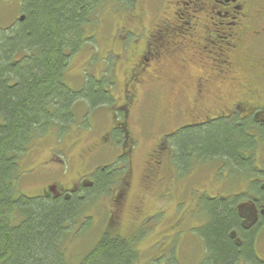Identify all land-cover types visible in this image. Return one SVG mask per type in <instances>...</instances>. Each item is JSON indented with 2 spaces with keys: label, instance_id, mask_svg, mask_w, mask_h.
Segmentation results:
<instances>
[{
  "label": "rangeland",
  "instance_id": "1",
  "mask_svg": "<svg viewBox=\"0 0 264 264\" xmlns=\"http://www.w3.org/2000/svg\"><path fill=\"white\" fill-rule=\"evenodd\" d=\"M189 3L135 0L132 7L123 11L118 7L113 9L112 3L105 5L94 25L84 33L81 48L71 57L65 85L76 90L83 84L85 75L95 80L103 77L107 80L110 103L92 110L87 115V126H83V113L78 111L76 124L66 138L56 144L54 134L43 137L19 166V194L35 197L46 193L50 187L54 191L67 190L82 179L87 182L97 169L115 165L117 172L112 184L92 201L85 213L88 217L85 225L68 247L67 254L74 261L95 244L107 226L108 217L116 212L111 203L112 193L123 181L128 186L124 187L115 231L128 240L134 235L136 249L140 252L134 264H204L208 253L198 235L208 217L201 212L197 197H230L245 190L244 175L231 180L215 178L218 160L196 164L189 173L184 166L181 175L166 156L164 162L156 166V162H160L155 147L159 138L166 139L172 130L190 121L184 116L176 118L175 114L166 116L162 113L166 106L168 113L172 110L174 94L190 92L188 82L198 72L186 64L190 52L181 48V43H187L190 25L185 23L192 26L196 21H202L210 15V9ZM20 6L21 0H0V35L15 20L23 19L19 17ZM216 8L219 12L223 10ZM164 29L167 32H159ZM158 37L160 51L165 53L176 46V55L165 56L159 64L150 62V68L141 72L135 67L138 55L146 43L153 44ZM135 77L138 81L132 80ZM172 81L175 83L173 95H167L165 101V90ZM127 94L135 96L132 106L127 108L126 121L130 140L134 143L125 145L122 141L112 142L111 132L117 128V120L124 121L123 106L127 104ZM210 100L216 107L220 102L219 97L211 96ZM255 155L264 161V147H257ZM193 163L189 158L186 165ZM232 233H235L234 229L229 232L232 239L242 237L238 232L235 236ZM257 233H260L255 243L258 254L264 256V229Z\"/></svg>",
  "mask_w": 264,
  "mask_h": 264
},
{
  "label": "trees",
  "instance_id": "2",
  "mask_svg": "<svg viewBox=\"0 0 264 264\" xmlns=\"http://www.w3.org/2000/svg\"><path fill=\"white\" fill-rule=\"evenodd\" d=\"M134 1L21 0L19 17L23 19L2 31L0 264H134L139 258L134 235L130 240L121 236L110 217L95 244L77 261L67 254L85 225V213L92 201L112 184L115 165L90 174L93 185L82 188L80 196L74 193L67 198L54 197L47 191L26 197L17 188L19 166L38 140L54 134L55 143H59L76 124L78 111L83 113V126H87V115L110 103L103 77L100 81L85 75L81 87L73 90L65 85V75L71 57L85 41L84 33L94 25L103 7L112 3L113 9L123 11ZM115 134L119 136V130ZM171 138L169 151L176 155L174 165L180 175L184 166L189 173L196 164L200 165L196 161L201 157L246 166L237 156L240 145L250 142L242 127L217 124L202 131H185L174 149ZM189 158L195 161L191 166L186 165ZM204 202L200 208L208 219L198 235L208 253L204 264H237L239 256L251 257L252 235L242 236L239 247L229 236L230 230L238 227L234 206L213 200Z\"/></svg>",
  "mask_w": 264,
  "mask_h": 264
},
{
  "label": "flooded vegetation",
  "instance_id": "3",
  "mask_svg": "<svg viewBox=\"0 0 264 264\" xmlns=\"http://www.w3.org/2000/svg\"><path fill=\"white\" fill-rule=\"evenodd\" d=\"M173 2L184 5L190 2L191 5L206 6L210 9V15L202 21H196L192 26L185 23L190 26L186 33L187 43H181V48L190 52L186 64L193 66L194 72L198 69V72L188 82L191 86L190 92L187 90L186 94L182 92L181 95H173L175 83L172 81L169 88L165 90L167 94H164L163 98L165 97L166 101L167 95H173L175 97L174 106L171 107L172 110L169 113L167 106L163 107L162 113L166 116L175 114L176 118L184 116L190 121L172 130L166 139L159 138L155 147L158 153L156 156L160 162L157 161L156 166L159 167L164 162L165 156L173 165L175 160L177 161L175 153L169 151L170 136L174 149L178 136L185 131L204 129L217 124L242 127L250 142L240 145L237 156L240 163L246 166L240 168L229 160L221 159L218 160L219 166H216L217 170L214 171L217 175L214 176L217 179L231 180L238 175H244L245 190L234 193L230 197L200 195L196 202L200 205L201 202H212L213 200L234 206L238 227L234 229L233 236L237 232L242 234L241 236L252 235L251 257L241 255L238 262L264 264V256L258 254L255 244L260 234L257 232L264 229V161L255 155L257 147H264V0H188L187 3L184 0H173ZM216 7L222 8V12L216 11ZM159 32H167V30ZM158 41L160 37L156 38L153 44L146 43L145 49L138 55L136 69L139 68L141 72H145L151 65L150 62L156 61V64H159L165 56L171 58L176 55V46L173 50L162 53L157 47ZM129 77L131 78V73ZM132 80L138 81L136 77ZM159 94L158 92V99H160ZM211 96L219 97L220 102L217 107L214 102H211ZM125 97L127 104L123 106L124 121H116L117 128L111 132V135L112 142L122 141L127 145L128 142L134 143V140H130L126 121L128 119L127 108L132 106L131 103L134 102L135 96L127 94ZM161 124L164 125V123ZM117 130L120 132L119 136L115 134ZM208 160L202 158L197 161L199 164H205ZM127 161L128 166V156ZM174 167L177 170L175 165ZM92 180V177H88L87 182L82 179L67 190L57 188L58 190L54 191L49 186L47 191L54 197L67 198L74 193L79 195L84 187L92 186ZM53 186L57 185L53 184ZM125 186L128 184L123 181L112 193L111 203L116 210L110 217L113 225L118 223L119 205ZM233 241L238 247L243 244L242 237L233 239Z\"/></svg>",
  "mask_w": 264,
  "mask_h": 264
}]
</instances>
